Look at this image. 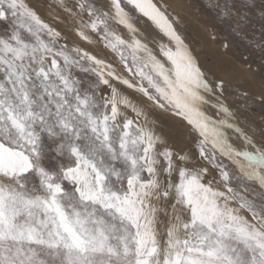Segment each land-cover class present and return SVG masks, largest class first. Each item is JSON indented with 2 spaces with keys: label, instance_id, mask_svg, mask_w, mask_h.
Masks as SVG:
<instances>
[{
  "label": "snow or ice",
  "instance_id": "obj_1",
  "mask_svg": "<svg viewBox=\"0 0 264 264\" xmlns=\"http://www.w3.org/2000/svg\"><path fill=\"white\" fill-rule=\"evenodd\" d=\"M202 7L211 68L164 0H0V264H264V0Z\"/></svg>",
  "mask_w": 264,
  "mask_h": 264
},
{
  "label": "rangeland",
  "instance_id": "obj_2",
  "mask_svg": "<svg viewBox=\"0 0 264 264\" xmlns=\"http://www.w3.org/2000/svg\"><path fill=\"white\" fill-rule=\"evenodd\" d=\"M164 2L169 6L168 11L171 15L179 16L181 32L197 51L205 67L211 68L218 61L214 59L215 52L219 53V60L231 58L232 54H226L221 48L220 42L211 39V33L216 31V28L211 17L202 7L207 3V0H164ZM234 51L237 56L242 53L250 54L251 59L259 63L258 55L251 48H246L243 42H240ZM253 67L255 68L256 64H253ZM251 118L259 124L262 119L260 110L257 109ZM241 125L243 126V121H241Z\"/></svg>",
  "mask_w": 264,
  "mask_h": 264
},
{
  "label": "bare ground",
  "instance_id": "obj_3",
  "mask_svg": "<svg viewBox=\"0 0 264 264\" xmlns=\"http://www.w3.org/2000/svg\"><path fill=\"white\" fill-rule=\"evenodd\" d=\"M213 55H214V59H215V60H219V56H220L219 53H216V52H215V54H213Z\"/></svg>",
  "mask_w": 264,
  "mask_h": 264
}]
</instances>
